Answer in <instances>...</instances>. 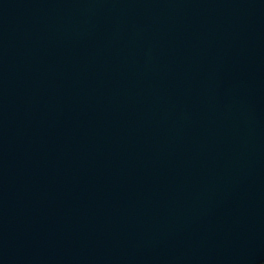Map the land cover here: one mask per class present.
Instances as JSON below:
<instances>
[{
  "label": "water",
  "instance_id": "water-1",
  "mask_svg": "<svg viewBox=\"0 0 264 264\" xmlns=\"http://www.w3.org/2000/svg\"><path fill=\"white\" fill-rule=\"evenodd\" d=\"M0 264H264V0H0Z\"/></svg>",
  "mask_w": 264,
  "mask_h": 264
}]
</instances>
